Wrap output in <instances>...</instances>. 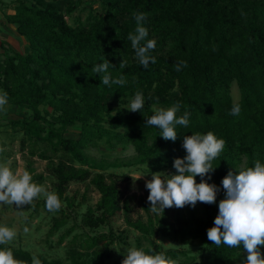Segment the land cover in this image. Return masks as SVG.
Wrapping results in <instances>:
<instances>
[{"label": "trees", "instance_id": "trees-1", "mask_svg": "<svg viewBox=\"0 0 264 264\" xmlns=\"http://www.w3.org/2000/svg\"><path fill=\"white\" fill-rule=\"evenodd\" d=\"M83 5L84 0H0V12L26 43L25 52L1 44L0 94L7 93V104L25 110L6 133L20 139L21 149L32 158L48 162L55 193L67 205L55 212L48 234L61 232L58 247L70 241L66 259L40 256L41 264H122L132 247L131 230L135 248L148 255L174 259L184 253L196 263L200 257L198 264H245L242 245L217 247L207 230L214 226L217 202L225 198L222 179L243 164L245 169L256 160L264 164V0H92ZM11 7L14 13H8ZM133 13L146 14L142 26L148 36L141 46L156 41L149 53L156 63L147 69L128 39L137 27ZM105 60L113 66L108 70L113 79L124 77L123 86L101 83L104 73L93 67ZM181 61L186 67L176 71ZM234 83L240 90L238 102L232 96ZM137 92L143 94L144 107L130 112L123 105ZM177 103V118L187 112L189 124L176 125V141H165L161 130L147 126L146 120ZM235 104L241 108L238 116L229 114ZM71 128L79 129L78 138L67 137ZM209 131L225 146L212 161L211 179L204 178L219 191L214 204L202 203V215L196 208L186 216L182 208L177 214L170 209L152 213L148 190L144 196L127 194L122 183L129 176L95 172L98 166L86 154L101 141L113 148L130 145L136 161L158 173L175 169V159L186 156L185 136ZM27 171L35 172L31 161ZM195 179L201 182V177ZM88 181L100 197L83 212L85 198L76 203L65 195L70 184ZM41 205L46 208V200L38 201L35 210ZM136 207L147 219L132 217ZM119 215L126 229L115 225ZM159 236L177 243L191 237L199 243L194 253L164 249L156 241ZM0 250H11L15 259L32 264L33 254L23 247L8 243ZM260 251L264 255V246Z\"/></svg>", "mask_w": 264, "mask_h": 264}, {"label": "clouds", "instance_id": "clouds-1", "mask_svg": "<svg viewBox=\"0 0 264 264\" xmlns=\"http://www.w3.org/2000/svg\"><path fill=\"white\" fill-rule=\"evenodd\" d=\"M137 23L135 34H129L132 48L136 52L140 64L147 69L149 64H155V57L149 53L156 47L155 40H147L148 30L142 26L146 20L145 13H133ZM111 64L105 62L93 67L96 73H104L100 79L105 86H123L126 81L123 76L113 79L108 72ZM112 66V65H111ZM186 67V62L181 61L175 68L181 70ZM113 67V66H112ZM124 67V61L120 64ZM7 93L0 94V110L7 104ZM144 97L137 92L130 101V112H141L144 107ZM180 109L177 103L168 109H160L146 120L147 126H155L161 130V137L165 141L175 142L177 132L175 126L187 127L189 113L177 118L176 113ZM241 108L233 105L230 115L238 116ZM225 141L218 139L211 131L205 135L199 133L185 136L183 149L186 156L183 159H175L174 168L176 175H169V179H162V173H155L152 179L146 183L149 191L147 200L150 202V211L155 214H163L165 209L172 207L183 208L186 205L195 207L197 202L214 204L219 189L214 184H209L204 178L215 169L212 161L224 150ZM2 151V149H0ZM201 177V182H196V177ZM208 179H211L208 176ZM222 187L225 198L220 200L218 215L214 220V226L207 230V238L214 245L221 244L230 248L242 245L247 257L245 264H264V255L260 248L264 246V164L255 161L254 167L241 170L238 174L232 171L222 179ZM43 195L46 198V209L56 212L61 208V201L57 194L48 192L44 187L32 182L31 174L26 171H16L0 164V204L15 205L22 209L25 205H32L34 199ZM23 215V211H20ZM26 219V218H25ZM29 229L24 228L27 233ZM17 233L8 227H0V245L13 241ZM0 264H24L23 261L14 258L11 250H0ZM32 264H41L37 257L32 258ZM122 264H176V261L165 257L163 254L148 255L143 250L131 248L128 250Z\"/></svg>", "mask_w": 264, "mask_h": 264}, {"label": "rangeland", "instance_id": "rangeland-1", "mask_svg": "<svg viewBox=\"0 0 264 264\" xmlns=\"http://www.w3.org/2000/svg\"><path fill=\"white\" fill-rule=\"evenodd\" d=\"M13 0H5L6 3H11ZM92 0H84V7L91 5ZM98 8V4L94 5ZM8 13H14L13 7L7 10ZM2 42H7L10 47L14 50L25 52L26 43L19 36L16 29L9 25L4 17V13L0 12V53L3 52L1 48ZM232 96L235 102L240 100V90L237 83H234L232 88ZM131 100H127L125 107H129ZM114 106H122V103L115 102ZM25 110L18 107H14L10 104H6L2 110H0V164H4L15 173L20 170H28V163L31 161L35 172L31 175L32 182L44 187L48 192L55 193L54 184L55 180L49 175L48 162L42 160L38 157L32 158L26 150L21 149L20 139H14L8 136L6 131H10V122L16 119L24 117ZM79 129L71 128L67 134L68 138H78ZM51 153V152H50ZM86 154L90 157L94 164H97L95 172H106L108 173H119L129 176L130 181L123 180L122 186L126 193L129 195H145L147 192L146 183L152 179V175L155 174L147 170V164L136 161V152L134 148L130 145L126 146L123 144H118L115 148L109 147L106 143L100 142L95 146H90ZM245 165H241L238 170L235 171L238 174L239 171L244 170ZM162 179H169V175L178 174L176 169L165 168L162 171ZM42 175L44 179L40 181L37 177ZM56 194V193H55ZM66 197H75L76 203L83 202L84 205L81 207V211H86L88 207H94L99 200V193L90 185L89 181L86 183H72L68 187V191L65 195ZM46 200L43 195L34 199L32 205H25L22 209L17 208L15 205H4L0 204V227H8L13 229L17 235L15 239L9 244H14L16 247H23L29 250L33 256L39 258L40 256H45L49 259L60 258L65 260L69 245V240L66 243L58 247L57 243L60 237V233L48 237L49 231L52 227V218L55 216V212H49L42 205L38 210H35L34 205L38 201ZM62 207L67 208L66 202H62ZM218 205L216 204V211L218 215ZM202 203L197 202L195 207L191 205H186L183 207V215L189 214L192 208H196L198 214H203ZM181 208L172 207L170 208L171 214H177L178 210ZM20 211H23V215H20ZM70 212V211H68ZM132 217L137 219L139 217L144 220L147 219L145 212L139 208L131 213ZM32 215V218L29 217ZM26 218V219H25ZM80 221V218H79ZM71 225V224H70ZM115 225L120 227V229H126L127 225L124 221L122 215H119L115 220ZM27 227L29 231L24 232V228ZM100 232L104 229L99 230ZM130 238L131 248H135L137 245L136 234L131 230L128 233ZM48 241V243H47ZM158 244L162 245L164 249H178L181 251L184 248L191 249L193 253L196 251L197 240H193L191 237H187L186 242L177 243L176 240L171 238H162L161 236L156 238ZM148 246V244H143V246ZM130 248V249H131ZM182 253V252H180ZM121 255H118L116 260L119 259ZM166 257V256H165ZM172 259V258H170ZM176 264H198L200 257L197 258V263L193 261L190 254H177L174 259Z\"/></svg>", "mask_w": 264, "mask_h": 264}]
</instances>
